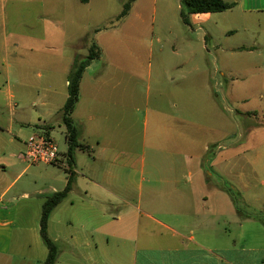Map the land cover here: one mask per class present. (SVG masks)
<instances>
[{"label":"crops","instance_id":"1","mask_svg":"<svg viewBox=\"0 0 264 264\" xmlns=\"http://www.w3.org/2000/svg\"><path fill=\"white\" fill-rule=\"evenodd\" d=\"M77 1L88 7L93 4V0ZM162 1L164 22L170 19V10L176 11L173 24L163 25L165 32H172L174 61L158 56L156 49L164 52V46L157 48L153 41L133 47L148 54L145 61L116 66L100 60L103 51L93 59L85 68L70 114L79 142L89 145L90 152L77 147L71 156L67 138V150L58 162L45 163L51 179L38 189L17 184L40 164L24 156L32 135L27 127L35 124L36 130L42 128L52 136L55 124L47 118L59 112L64 122L70 75L95 41L89 32L74 37L65 32L63 40H57L55 32H1L0 264H44L49 250L40 231L43 205L48 196L66 187L71 175L72 189L49 219V234L62 245L56 264H236L229 262L221 216L227 210V177L240 186L244 174L241 169L228 171L227 151L235 145L227 142V115L219 108L211 81L196 80L197 73L210 68L211 60H194L193 32H206L205 39L218 42L215 32H231L222 30L219 19L251 20L264 26V0H225L235 5L222 12L191 14L190 24L181 17L182 0ZM49 3L41 0L43 6ZM4 4L0 0L1 15ZM60 5L67 16V0ZM145 7L144 0L135 1L125 19L135 12L143 20ZM40 14L43 20L53 19L50 12ZM64 19L59 20L63 27ZM9 34L15 37L12 50L7 46ZM95 34L99 36L98 31ZM218 45L222 51L251 52L259 47ZM25 52L44 53L45 65L54 73L58 70L54 53L66 54L67 95L59 107H43L42 113L32 109L37 103L33 87L29 90L34 66L23 57ZM255 69L263 73L264 90V62ZM51 75L43 76L45 85L55 84ZM50 104L44 98L43 106ZM258 163L260 159L253 164ZM205 164L212 166L211 173ZM31 183H37L35 176Z\"/></svg>","mask_w":264,"mask_h":264},{"label":"rangeland","instance_id":"2","mask_svg":"<svg viewBox=\"0 0 264 264\" xmlns=\"http://www.w3.org/2000/svg\"><path fill=\"white\" fill-rule=\"evenodd\" d=\"M61 1L49 0L51 5L43 6L41 0H5L2 15L0 6V21L1 17L4 18L0 26V47L4 42L1 34L4 31L35 35H39L40 32L42 34L55 32L57 40H63V37L67 35L65 32H72L73 37L79 32H89V38H92V41L94 40L103 51L101 61L113 62L117 64L116 66L120 62L125 64L145 61L148 54L135 50L133 47L147 46L150 41H153L157 48L164 46V52L156 49L158 56H162L169 63L174 61L175 56L170 47L172 32H165L163 25L164 23L173 24L171 17L176 11L170 10V19L164 22L163 8L165 6L162 0H144L146 7L143 11V20H140L135 12L131 18L120 20L119 16L128 0H93V4L89 7L77 0H67L69 6L67 16H64L60 9ZM41 12H50L53 19L49 21L47 17L43 20ZM60 17L65 18V21L61 20L64 27L59 25ZM175 20L179 25L178 16ZM217 23L222 30L231 32H215L218 42H213L209 37L205 39L206 32H193L196 50L194 60L205 63L211 60L210 68L205 69L204 73H197L196 80L203 83L204 81L209 83L210 80L212 87L219 95L217 96L219 108L227 115L225 124L227 142L235 145L227 151L228 171L230 172L231 168L239 171L241 169L244 174L243 184L240 186H237L239 184L230 176L226 179L227 210L222 213L221 218L223 226H226L228 257L229 262L236 264H264V162H262L264 160V92L262 91L264 90L260 80L263 73H260V77L259 71L255 69L258 64L264 62V26H259L251 20L241 21L231 17L219 19ZM97 29L98 37L95 34ZM61 32H64V35ZM8 37L7 46L9 50H12L15 37L12 34ZM21 41L25 40L21 39ZM21 43L27 44L28 41ZM217 43L227 49L238 45L253 47L255 43L259 44V47L251 52L222 51ZM37 45L42 44L37 42ZM10 56L12 61L14 53L11 52ZM65 56L63 52L54 53L53 58H56L58 69L57 73H54L45 65L44 53L25 52L23 54V57H29L34 66L30 68V72L32 71L30 78L33 79V83L29 90L31 92L33 87L37 103L32 109L42 113L43 107L56 108L64 103L67 95L64 85ZM49 72L54 74L51 75ZM47 75H51L55 84H44L43 76L46 79ZM44 98L52 104L43 106ZM2 102L6 103V100ZM206 108H208L207 105ZM36 114H38L37 111ZM43 115L42 119L46 118ZM59 116L57 112L53 117H48L47 122L55 124L52 137L57 141L62 153L68 147V131L65 123L59 120ZM36 122L39 120L37 119ZM36 128L35 124L27 127L32 135L45 133L44 129L36 130ZM257 159H260L261 164H253ZM230 161L233 162L231 165ZM204 167L207 172H212V166L210 167L209 164H205ZM46 168L50 167L40 163L20 179L18 186L24 184L29 190L44 187L51 179L46 175ZM62 172L64 173L63 170ZM34 176L37 179L36 184L31 183ZM27 183L29 185H26ZM38 221L37 217L36 223ZM216 240L219 241V238L216 237ZM58 245L61 249V243L58 242Z\"/></svg>","mask_w":264,"mask_h":264},{"label":"trees","instance_id":"3","mask_svg":"<svg viewBox=\"0 0 264 264\" xmlns=\"http://www.w3.org/2000/svg\"><path fill=\"white\" fill-rule=\"evenodd\" d=\"M137 0H128L124 4V9L121 12L119 18H126L129 14L132 5ZM183 1V9L181 10V17L183 21L187 24H190V15L194 13H216L226 11L231 9L235 4L233 2H227L225 0H182ZM98 31V30H97ZM102 53V50L97 45L96 42H93L91 47L89 48V53L87 57L77 62L73 72L69 78V86H68V99L63 108V116H64V123L67 126L68 130V141H69V150L68 153L72 156L74 153L75 148L80 147L83 150L90 152V146L86 144H82L78 140V133L77 129L73 124V120L70 117L71 112L74 109V106L79 98L80 93V84L81 79L83 77V73L87 65L91 63V61L97 57H99ZM49 128V126H47ZM47 129V128H46ZM74 182V177L71 175L69 177L68 184L66 187L58 192L53 193L52 195L48 196L46 201L43 205L42 216L40 220V231L42 238L45 244L48 247V256L44 262V264H56L60 249L59 245L54 238H52L49 234V219L51 212L55 209L57 205H59L68 195L70 190L72 189V185Z\"/></svg>","mask_w":264,"mask_h":264},{"label":"built area","instance_id":"4","mask_svg":"<svg viewBox=\"0 0 264 264\" xmlns=\"http://www.w3.org/2000/svg\"><path fill=\"white\" fill-rule=\"evenodd\" d=\"M26 144L24 156L31 163L49 164L58 162L60 158L61 151L57 141L46 133L31 135Z\"/></svg>","mask_w":264,"mask_h":264}]
</instances>
